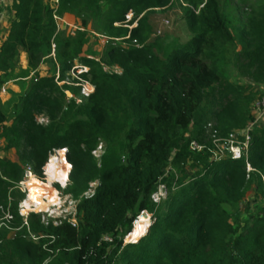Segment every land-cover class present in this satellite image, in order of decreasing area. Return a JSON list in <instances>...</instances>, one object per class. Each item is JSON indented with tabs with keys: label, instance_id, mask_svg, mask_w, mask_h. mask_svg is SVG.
<instances>
[{
	"label": "trees",
	"instance_id": "1",
	"mask_svg": "<svg viewBox=\"0 0 264 264\" xmlns=\"http://www.w3.org/2000/svg\"><path fill=\"white\" fill-rule=\"evenodd\" d=\"M171 1L13 0L0 91L21 53L24 71L50 61L59 78L37 76L0 97V151L17 156L0 157V264H264V206L241 230L226 209L253 185L264 201V127L250 132L241 158H213L216 138L231 139L253 121L256 86H264V0L194 1L186 13L193 39L159 53L147 42L148 21ZM129 12L127 24L141 16L139 25L116 26ZM67 16L81 22L75 34L59 26ZM97 21L107 36L139 44L112 43L101 60L81 57ZM78 62L94 86L89 96L59 84ZM229 67L245 83L230 82ZM39 114L47 124L37 122ZM60 147L72 164L63 194L78 201V224H45L35 213L25 223L18 187L25 168L39 173ZM161 185L167 197L157 202ZM145 212L154 222L132 242Z\"/></svg>",
	"mask_w": 264,
	"mask_h": 264
},
{
	"label": "rangeland",
	"instance_id": "2",
	"mask_svg": "<svg viewBox=\"0 0 264 264\" xmlns=\"http://www.w3.org/2000/svg\"><path fill=\"white\" fill-rule=\"evenodd\" d=\"M194 1L201 2V0H172L169 6L166 9H156V11L150 16L148 24L150 26L151 31L149 33L147 42L149 44H154L156 50L159 53H167L172 48L177 46H181L183 44L189 43L193 37L195 36L196 28L188 22L186 18L187 8L195 9ZM207 1V0H203ZM13 0H0V18L5 17L9 22L12 21V16L10 13V6ZM202 4L200 7H202ZM199 9L196 10L198 12ZM241 11H244L245 8H241ZM131 18H133V13H129ZM68 17V16H67ZM67 17L63 18L60 21L59 26L62 29H66V31L70 34H75L78 29L81 28V22L78 18L71 16V20ZM131 18L126 19V23H116V26H127L129 29L136 28L139 25L138 20L141 18L138 17L137 20L134 21L133 24L128 25L127 21ZM4 19V18H3ZM3 21V20H2ZM8 22V24H9ZM90 27V31L87 36V40L85 42V46L81 57L89 58L94 60H101L105 52L109 49L110 45L116 44L124 47H130L132 44L138 43L139 40L136 39L134 42L129 44L125 41L127 37L122 38H114L106 35V31L103 28V24L101 21H97L94 23V28ZM101 28V29H100ZM103 28V29H102ZM7 26L0 25V32L2 34H7ZM139 44V43H138ZM24 57L21 54L14 61V69L11 71L10 75H8V80L10 81L7 87H2L0 94L3 98H6L8 95L6 93L7 89H18V84L20 82H26L27 84H32L37 80V76L39 77H56L59 78V72L56 65L50 61L45 62L37 71H24ZM81 67V68H80ZM115 72H121L118 67H113L109 69ZM88 71V69L83 66L80 62L76 63L74 68L66 75L64 81H61L59 84L67 83L73 88H80L81 94L83 92V87L92 85L83 75ZM229 80L232 83H245V79L242 78L235 68H228ZM4 89V90H3ZM256 90H258V97L252 106V114L253 121L251 122V127L246 130L239 132L238 134L231 137V139L223 140L220 138H216L214 140V160H225L229 157V153L233 155L232 150L237 146L240 147L242 153L245 148H248V145L243 142V137L250 135V132L256 126L264 127V109L260 106L261 101L264 99V86H256ZM67 90V99L71 98L73 93L68 92ZM89 90H87L88 92ZM80 100V98H78ZM36 120L38 123L47 124L49 121V117L45 114H39L36 116ZM1 146L5 145L4 140H0ZM195 144V145H194ZM237 144V145H236ZM193 148H200L197 143H193ZM213 150V149H212ZM102 155V150L98 151V156ZM0 157L9 160H17V156L14 150H2L0 151ZM190 170V169H189ZM196 170L191 169V172L194 173ZM167 197V189L164 185H161L159 191L154 195V200L157 202H161L165 200ZM262 206H264V201L259 196L256 187L251 186L241 202L236 206L226 207L228 212L231 215V222L235 224V226L239 225L238 230L242 229V226L246 224V222H251L254 217L260 212ZM154 222V218L152 214L145 212L141 213L136 221L134 222L135 227H133V232L130 237L131 240H135L139 238L141 235H145L149 226ZM136 235V236H134ZM128 236V235H127ZM125 237V242L126 238ZM141 238V237H140Z\"/></svg>",
	"mask_w": 264,
	"mask_h": 264
},
{
	"label": "built area",
	"instance_id": "3",
	"mask_svg": "<svg viewBox=\"0 0 264 264\" xmlns=\"http://www.w3.org/2000/svg\"><path fill=\"white\" fill-rule=\"evenodd\" d=\"M129 13L126 17L131 18ZM56 19L58 18L56 17ZM89 86L90 88L88 86L87 88L83 87L82 94L84 96H89L94 91V86ZM87 90L89 91L87 92ZM260 106L264 109V99ZM249 141L250 135L247 134L243 141L246 143L245 146L249 144ZM100 149L101 146L94 151L96 156H98ZM67 153V147L53 149L39 173L30 165L25 168L23 178L18 184L19 189L25 195L19 205V212L25 219V223H27L29 216L35 213L40 215L41 221L45 224L52 222L53 225H59L64 219H67L72 225L78 224V201L70 195L63 194V190L69 185L72 170V164L67 158ZM232 153L233 159L242 157V152L238 146L232 150ZM97 186L98 181L92 182L86 195L92 196ZM8 217L10 218V216Z\"/></svg>",
	"mask_w": 264,
	"mask_h": 264
},
{
	"label": "crops",
	"instance_id": "4",
	"mask_svg": "<svg viewBox=\"0 0 264 264\" xmlns=\"http://www.w3.org/2000/svg\"><path fill=\"white\" fill-rule=\"evenodd\" d=\"M11 16H12V14H11ZM4 18V19H3ZM69 20H71V16H68L67 17ZM7 19H9V17L8 18H5V17H2V18H0V25L1 24H3V26H7V29H8V31H7V34H8V32H9V29H10V26H11V22H9ZM12 19V18H11ZM3 20V21H2ZM8 22H9V24H8ZM7 34H2V32H0V47H1V45H2V43H3V41L5 40V38H6V36H7ZM21 56H23L24 57V66H23V68H26V55H25V53H21ZM10 81L7 79V78H5V82H4V84L2 85V87H7L6 85H8V83H9ZM4 90V89H3ZM6 93H7V97L6 98H3L1 95H3V94H0V97L3 99V100H6L8 97H9V92H8V89H7V91H6Z\"/></svg>",
	"mask_w": 264,
	"mask_h": 264
},
{
	"label": "bare ground",
	"instance_id": "5",
	"mask_svg": "<svg viewBox=\"0 0 264 264\" xmlns=\"http://www.w3.org/2000/svg\"><path fill=\"white\" fill-rule=\"evenodd\" d=\"M134 236H136V235H134ZM137 239H138V238H136L135 240H133V239H132L131 241H132V242H136V241H137Z\"/></svg>",
	"mask_w": 264,
	"mask_h": 264
}]
</instances>
